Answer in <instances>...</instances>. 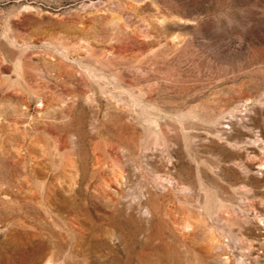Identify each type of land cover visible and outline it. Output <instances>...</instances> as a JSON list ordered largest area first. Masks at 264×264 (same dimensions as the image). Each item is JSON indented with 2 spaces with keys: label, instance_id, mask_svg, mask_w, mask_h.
I'll use <instances>...</instances> for the list:
<instances>
[{
  "label": "rangeland",
  "instance_id": "1",
  "mask_svg": "<svg viewBox=\"0 0 264 264\" xmlns=\"http://www.w3.org/2000/svg\"><path fill=\"white\" fill-rule=\"evenodd\" d=\"M264 264V0H0V264Z\"/></svg>",
  "mask_w": 264,
  "mask_h": 264
},
{
  "label": "bare ground",
  "instance_id": "2",
  "mask_svg": "<svg viewBox=\"0 0 264 264\" xmlns=\"http://www.w3.org/2000/svg\"><path fill=\"white\" fill-rule=\"evenodd\" d=\"M243 264H244V262H243Z\"/></svg>",
  "mask_w": 264,
  "mask_h": 264
}]
</instances>
